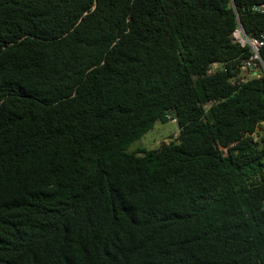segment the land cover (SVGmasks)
<instances>
[{
  "label": "trees",
  "instance_id": "trees-1",
  "mask_svg": "<svg viewBox=\"0 0 264 264\" xmlns=\"http://www.w3.org/2000/svg\"><path fill=\"white\" fill-rule=\"evenodd\" d=\"M257 3L0 0V264H264Z\"/></svg>",
  "mask_w": 264,
  "mask_h": 264
},
{
  "label": "built area",
  "instance_id": "built-area-1",
  "mask_svg": "<svg viewBox=\"0 0 264 264\" xmlns=\"http://www.w3.org/2000/svg\"><path fill=\"white\" fill-rule=\"evenodd\" d=\"M251 10L256 11L258 13L264 14V3L253 4ZM233 41H235L239 46H246L249 55L241 60V67L246 71L248 76L255 75L258 73L264 74V65L259 56V50L264 47V31L260 32L258 35H250L246 34L242 27L237 24L235 29L231 33ZM218 64L212 63L207 69V73H211L217 68ZM208 102L207 105H209ZM165 118L170 119L175 122V118L171 116V114L166 113Z\"/></svg>",
  "mask_w": 264,
  "mask_h": 264
},
{
  "label": "rangeland",
  "instance_id": "rangeland-1",
  "mask_svg": "<svg viewBox=\"0 0 264 264\" xmlns=\"http://www.w3.org/2000/svg\"><path fill=\"white\" fill-rule=\"evenodd\" d=\"M177 124L170 119L164 122L156 121L139 138L132 141L126 148L127 151L134 149H157L163 142L175 138Z\"/></svg>",
  "mask_w": 264,
  "mask_h": 264
}]
</instances>
